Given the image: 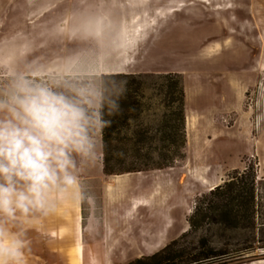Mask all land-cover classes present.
Wrapping results in <instances>:
<instances>
[{"label":"rangeland","instance_id":"rangeland-1","mask_svg":"<svg viewBox=\"0 0 264 264\" xmlns=\"http://www.w3.org/2000/svg\"><path fill=\"white\" fill-rule=\"evenodd\" d=\"M85 16L108 22L103 40L71 35ZM21 38L32 44L29 60L89 49L106 83L126 81L119 109L130 118L122 136L143 128L155 134L162 127L167 88L158 76L172 73L184 87L183 159L124 178L97 176L94 166L84 169L92 200L83 206L80 241L70 239L73 251L79 244L83 249L75 264H128L175 240L187 257L214 250L223 253L206 259L219 261L214 264H264V0H0V56ZM121 74L134 75L140 89L130 88L134 79ZM134 143L112 141L122 147ZM103 159L104 144L95 166ZM242 174L244 181L256 176L254 222L205 220L191 228L190 217L211 187ZM64 208L32 225L27 264H71L61 255V231L51 236L52 228L66 222Z\"/></svg>","mask_w":264,"mask_h":264},{"label":"clouds","instance_id":"clouds-1","mask_svg":"<svg viewBox=\"0 0 264 264\" xmlns=\"http://www.w3.org/2000/svg\"><path fill=\"white\" fill-rule=\"evenodd\" d=\"M108 28L85 16L71 35L99 42ZM21 39L0 56V264H27L36 221L92 200L83 171L97 162L126 85L106 83L89 49L29 60L32 44Z\"/></svg>","mask_w":264,"mask_h":264},{"label":"trees","instance_id":"trees-1","mask_svg":"<svg viewBox=\"0 0 264 264\" xmlns=\"http://www.w3.org/2000/svg\"><path fill=\"white\" fill-rule=\"evenodd\" d=\"M110 76L112 77V75ZM120 77L134 79L129 84L130 88L135 85L137 89H140L142 86V83L136 81V77L132 74H121ZM158 78L165 80L164 86L167 91L163 92L164 107L168 110L163 114L162 127L155 134H151L152 131L148 128H143L135 131L131 137L122 136L123 125L127 124L130 118L128 113L122 109H118L115 114L106 117L111 121L110 126L103 130V164L106 174L165 169L173 167L176 162L185 157L187 135L183 84L172 73L158 76ZM136 88L134 93L137 92ZM135 105L137 108L140 103L137 101ZM136 110V113L139 114L140 108L138 107ZM114 140H131L135 143L132 147L114 146L112 145ZM155 141L161 142V145L154 146ZM243 175H241L242 178L231 177L200 199L189 220L191 228H197L205 220H209V223L221 222L229 226H237L243 219L249 224L254 222L258 206L256 176L253 175L250 181H244ZM205 243L206 241H203L202 246ZM182 247L181 240H175L161 251L151 256L138 258L128 264H214L219 261L206 259L223 254L213 250L187 257ZM251 249L254 247L251 246ZM228 253L230 254V252L224 254ZM226 260L221 259L223 263H226Z\"/></svg>","mask_w":264,"mask_h":264},{"label":"crops","instance_id":"crops-1","mask_svg":"<svg viewBox=\"0 0 264 264\" xmlns=\"http://www.w3.org/2000/svg\"><path fill=\"white\" fill-rule=\"evenodd\" d=\"M263 67L264 66H262V68ZM94 167H95V170H94L95 175L97 176L101 174L105 175L103 161L98 162L96 166L94 165ZM129 174H133V173L117 175L116 177L120 176L121 178H124V176L129 175ZM85 178H88V177H85ZM62 205L65 206L64 215L66 217V222L64 221V223L62 224L63 227L61 226L62 227L61 229L56 227L57 230H53V228L51 227L52 228L51 236L58 237V234L61 231L62 238H61V241L59 242V247L61 248V251H62L61 255L64 258L65 262L67 263L70 262L71 264L81 263V260L83 259L82 246L79 244L77 246V249L73 251L72 245H70V242H71L70 239L76 236L75 238H77V240L80 241L82 237V233L86 229V227H83V224H82L83 206L73 205L70 202H65ZM72 230L75 231L76 235L72 234ZM27 262H29L28 259H27Z\"/></svg>","mask_w":264,"mask_h":264},{"label":"bare ground","instance_id":"bare-ground-1","mask_svg":"<svg viewBox=\"0 0 264 264\" xmlns=\"http://www.w3.org/2000/svg\"><path fill=\"white\" fill-rule=\"evenodd\" d=\"M214 186H215V185H214ZM214 186H212V187H211V189H213V188H214Z\"/></svg>","mask_w":264,"mask_h":264}]
</instances>
